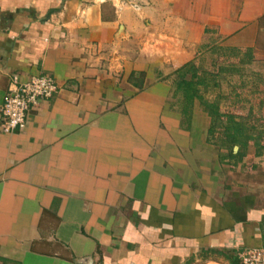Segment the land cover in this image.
<instances>
[{
  "label": "crops",
  "instance_id": "1",
  "mask_svg": "<svg viewBox=\"0 0 264 264\" xmlns=\"http://www.w3.org/2000/svg\"><path fill=\"white\" fill-rule=\"evenodd\" d=\"M263 35L264 0H0V108L16 77L59 84L23 130L0 112V264H230L217 249L264 247V154L233 161L167 104L173 70Z\"/></svg>",
  "mask_w": 264,
  "mask_h": 264
},
{
  "label": "rangeland",
  "instance_id": "2",
  "mask_svg": "<svg viewBox=\"0 0 264 264\" xmlns=\"http://www.w3.org/2000/svg\"><path fill=\"white\" fill-rule=\"evenodd\" d=\"M193 61L195 66L198 67V74L203 75V77L204 75L208 77L206 78L208 86H204L201 90L205 97L210 100H217L223 114H233L245 127V136L239 142H234L237 150L235 151V146L233 147L235 153L241 148L240 153H242V156H234L233 161H243V156L249 152L252 155L255 153L256 156H263L264 35L263 43L255 52L231 51L227 47L214 44ZM175 70L171 73L172 77L170 81L172 91L167 98V104L173 110L181 113V109L179 108L182 96L181 92L176 90L173 81V78H175ZM191 75V69L187 70L186 77L190 78ZM134 80L143 84L144 76H134ZM195 103L190 119L183 117L181 113L185 123H194L201 126L208 124L210 126L211 117L198 101ZM225 133L222 126H220L212 135L214 142L220 147L225 143L223 142L226 139ZM232 146V144L228 147L222 146L223 152L221 153H230Z\"/></svg>",
  "mask_w": 264,
  "mask_h": 264
},
{
  "label": "trees",
  "instance_id": "3",
  "mask_svg": "<svg viewBox=\"0 0 264 264\" xmlns=\"http://www.w3.org/2000/svg\"><path fill=\"white\" fill-rule=\"evenodd\" d=\"M190 69L192 71V75L190 78H187L186 72ZM135 75L136 73L131 75V81H133L134 84L142 87L141 83H138L136 80H134ZM141 75L145 76V73L140 72L139 76ZM206 78H208L206 75L203 77V75L198 74V67L195 66L194 61L188 62L175 70V78H173V81L175 83L176 90L180 91L182 96L179 109H181L183 117L190 119L193 107L196 104L195 102L198 101L207 114L211 117V124L208 128L209 140L214 141L212 135L215 133L218 127L222 126L226 132V139L223 141L225 143H223L221 147H228L230 144H232V149L230 153L227 154V156H242V153H240L241 148L235 153L233 151V147L235 146L234 142H239L240 139L245 136V127L240 120L235 118L233 114H223L220 104L217 100H210L205 97L201 90L204 88V86H208ZM184 122L185 121L183 119V123ZM216 252L228 259L230 264H239V262L242 264L241 259L237 256L235 251L217 249Z\"/></svg>",
  "mask_w": 264,
  "mask_h": 264
},
{
  "label": "built area",
  "instance_id": "4",
  "mask_svg": "<svg viewBox=\"0 0 264 264\" xmlns=\"http://www.w3.org/2000/svg\"><path fill=\"white\" fill-rule=\"evenodd\" d=\"M135 8L140 3L133 4ZM59 89L56 79L49 74H38L27 81L12 79L1 104V129L5 132L23 130L31 110L40 101L52 98ZM242 264H264V247L243 249L238 253Z\"/></svg>",
  "mask_w": 264,
  "mask_h": 264
}]
</instances>
